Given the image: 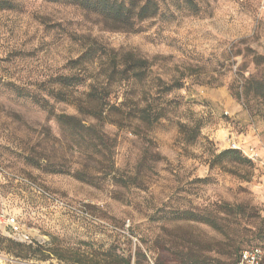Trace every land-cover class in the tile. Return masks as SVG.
Returning <instances> with one entry per match:
<instances>
[{"label":"rangeland","instance_id":"374dc122","mask_svg":"<svg viewBox=\"0 0 264 264\" xmlns=\"http://www.w3.org/2000/svg\"><path fill=\"white\" fill-rule=\"evenodd\" d=\"M4 1L13 9L0 11V264H236L244 249L264 252V171L241 151L220 157L233 141L264 151V0H159L135 32L109 31L68 4ZM87 37L102 58L77 66ZM117 53L150 65L143 81L112 89L127 121L101 127L109 170L105 149L79 148L54 117L96 124L75 105L87 85L62 90L67 102L49 94L63 76L91 84ZM146 104L165 114L150 129L133 119Z\"/></svg>","mask_w":264,"mask_h":264},{"label":"trees","instance_id":"16d2710c","mask_svg":"<svg viewBox=\"0 0 264 264\" xmlns=\"http://www.w3.org/2000/svg\"><path fill=\"white\" fill-rule=\"evenodd\" d=\"M51 3H63L71 6H76L88 14L97 17L100 23L109 31L119 32H135L138 26L148 20H151L159 15L160 4L159 0H45ZM13 6L9 1H0V11L12 10ZM88 45L84 54L78 60L73 62L77 66H82L85 63L93 62L95 59L102 58L103 53H99L98 42L87 37ZM114 53V52H112ZM112 64L107 69L99 73L98 76L92 78V83H88V78L84 76H63L60 78L58 91H53L49 95L57 102H67L68 98L64 95V89L71 87H79L87 85V91L77 100L76 107L78 114L93 119L96 124H88L77 116L66 114L55 115L57 122L60 124L63 134L67 140L75 143L79 148L83 145L88 146L92 153L102 154V149H105L104 155L110 158L108 169L113 170L112 147L113 143L101 127L104 124H115L118 126L124 125L127 121L124 114H121V105H111L110 96L112 89L117 83L141 82L147 78V70L149 62L139 58L134 54H128L127 57L120 56L118 53L112 55ZM118 77L120 80L117 81ZM102 78V79H101ZM50 104L45 100V108ZM48 109V108H47ZM50 109V107H49ZM163 112H157L150 104L145 106H137L133 119L136 123L152 128L160 119L164 118ZM199 132V124L195 126ZM181 131L189 135V141H195L197 132L189 131L188 126L181 125ZM234 150L226 151L220 154L221 156H234ZM50 170L52 173H69L63 172L62 168ZM111 171L106 173L109 174ZM77 176L82 177L80 171L76 172ZM84 180V178H80ZM260 248V247H253ZM251 249V248H248ZM246 250V249H244ZM242 250V251H244ZM241 251V252H242ZM241 252L238 255L236 264L239 262ZM125 264H131L130 260L121 259Z\"/></svg>","mask_w":264,"mask_h":264},{"label":"built area","instance_id":"2783aa9c","mask_svg":"<svg viewBox=\"0 0 264 264\" xmlns=\"http://www.w3.org/2000/svg\"><path fill=\"white\" fill-rule=\"evenodd\" d=\"M231 149L236 151H241L253 164L264 171V151L255 152L254 150L243 151L236 141L231 144ZM7 225L10 227L11 232L14 235H22V231L16 218L11 217L7 219ZM25 240L28 237L24 236ZM264 261V252L261 248H251L246 249L241 252L238 264H262Z\"/></svg>","mask_w":264,"mask_h":264}]
</instances>
